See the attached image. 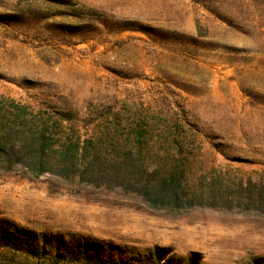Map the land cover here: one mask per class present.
Segmentation results:
<instances>
[{
  "label": "rangeland",
  "instance_id": "obj_1",
  "mask_svg": "<svg viewBox=\"0 0 264 264\" xmlns=\"http://www.w3.org/2000/svg\"><path fill=\"white\" fill-rule=\"evenodd\" d=\"M3 99L27 131L55 123V143L88 138L153 171L143 181L174 169L214 198L170 211L137 176L12 171L0 264H86L84 245L134 264L264 262V203L246 205L264 186V0H0Z\"/></svg>",
  "mask_w": 264,
  "mask_h": 264
},
{
  "label": "trees",
  "instance_id": "obj_2",
  "mask_svg": "<svg viewBox=\"0 0 264 264\" xmlns=\"http://www.w3.org/2000/svg\"><path fill=\"white\" fill-rule=\"evenodd\" d=\"M14 107L16 114L12 118V100H0V176L12 174V171H20L23 175L32 178L45 173L66 177L73 167L78 166L80 177L94 184L119 179L120 184L127 185L131 183L133 176H137L136 191L144 195L149 206L156 209L176 211L194 205H203V201H209L210 197L214 198L209 193L206 195L197 194L195 191L186 193L180 174L174 169L160 179L149 177L143 181V175L146 173L151 175L153 171L147 172V168H142V163L132 161L128 153L119 160L107 162L97 153L93 142L88 138L83 140L77 138L75 142L68 140L55 143L53 137L60 129L55 123L43 127L38 134L31 130L27 131L23 122L17 120L20 115L25 118L24 107L17 105ZM12 121L16 125H12ZM136 133L135 145L140 151L144 136L141 132ZM249 199L246 205H262L264 186L259 187L256 196H249ZM80 248L82 251H78L79 258L86 264L91 260L93 264H134L87 245ZM153 256L157 258L156 253ZM148 263L155 264V260ZM253 264H264V262L255 260Z\"/></svg>",
  "mask_w": 264,
  "mask_h": 264
}]
</instances>
